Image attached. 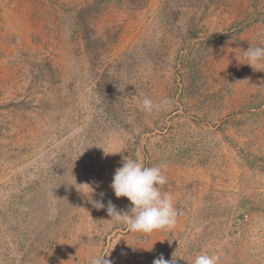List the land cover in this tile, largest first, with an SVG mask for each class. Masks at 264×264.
<instances>
[{
  "label": "rangeland",
  "instance_id": "374dc122",
  "mask_svg": "<svg viewBox=\"0 0 264 264\" xmlns=\"http://www.w3.org/2000/svg\"><path fill=\"white\" fill-rule=\"evenodd\" d=\"M97 4L0 0V264H264V71L243 64L264 0ZM123 157L165 166L173 228L132 232L77 190L127 211Z\"/></svg>",
  "mask_w": 264,
  "mask_h": 264
},
{
  "label": "clouds",
  "instance_id": "9594fccd",
  "mask_svg": "<svg viewBox=\"0 0 264 264\" xmlns=\"http://www.w3.org/2000/svg\"><path fill=\"white\" fill-rule=\"evenodd\" d=\"M246 63L256 71H264L260 67L264 63V46L250 45L243 52ZM168 103L167 100L156 104L153 100L145 96L142 99L143 110L151 114L154 110L160 109ZM105 152V151H104ZM114 154V153H106ZM164 165L146 166L143 162L125 158L122 159V166L116 168L110 187L117 198L126 197L131 206L127 211H119L109 200L107 205L103 202L104 193H100L101 199H94L95 189L87 184L90 190H77L87 197L89 202L96 209L106 208L108 216L117 221H123L132 232L151 233L154 230L171 229L176 224L177 210L174 207L173 198L169 194H163L161 186L167 180L162 169ZM103 257H95L91 264H111ZM218 257L207 254L198 255L194 264H218ZM153 264H177V258L165 260L163 256L153 261Z\"/></svg>",
  "mask_w": 264,
  "mask_h": 264
},
{
  "label": "trees",
  "instance_id": "16d2710c",
  "mask_svg": "<svg viewBox=\"0 0 264 264\" xmlns=\"http://www.w3.org/2000/svg\"><path fill=\"white\" fill-rule=\"evenodd\" d=\"M102 1H103V0H98V4H97V6H98ZM97 6H96V5H95V6H91V7H89L87 10H91V9L97 7Z\"/></svg>",
  "mask_w": 264,
  "mask_h": 264
}]
</instances>
